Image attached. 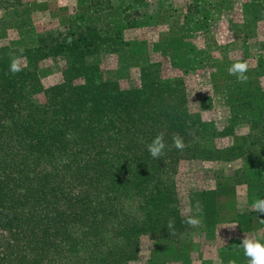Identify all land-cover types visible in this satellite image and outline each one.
<instances>
[{
	"label": "trees",
	"instance_id": "trees-1",
	"mask_svg": "<svg viewBox=\"0 0 264 264\" xmlns=\"http://www.w3.org/2000/svg\"><path fill=\"white\" fill-rule=\"evenodd\" d=\"M81 40L43 45L78 61L95 45ZM40 54L32 43L0 47V264H130L144 239L180 242L195 231L179 165L212 151L200 145L204 124L182 81L151 65L130 91L99 82L98 68L68 65L45 88L32 69ZM18 57L31 70L12 72ZM161 133L166 149L153 159L147 144Z\"/></svg>",
	"mask_w": 264,
	"mask_h": 264
},
{
	"label": "rangeland",
	"instance_id": "rangeland-1",
	"mask_svg": "<svg viewBox=\"0 0 264 264\" xmlns=\"http://www.w3.org/2000/svg\"><path fill=\"white\" fill-rule=\"evenodd\" d=\"M79 37L95 45L78 61L43 45L81 46ZM28 43L41 52L32 69L45 88L68 65L98 68L99 82L130 91L151 65L182 81L204 124L200 145L212 151L181 162L177 175L183 213L199 223L180 242L144 239L130 264H246L240 240H264V213L250 207L264 197V0H0V47ZM13 60L31 70L25 57ZM236 62L246 63L245 80L228 72Z\"/></svg>",
	"mask_w": 264,
	"mask_h": 264
},
{
	"label": "clouds",
	"instance_id": "clouds-1",
	"mask_svg": "<svg viewBox=\"0 0 264 264\" xmlns=\"http://www.w3.org/2000/svg\"><path fill=\"white\" fill-rule=\"evenodd\" d=\"M247 65L244 62L233 63L229 68L228 72L237 76L239 80H245ZM12 72L19 71V66L15 60L11 64ZM174 146L178 149H183L184 144L182 138L179 136L173 137ZM166 149V142L164 140L163 133L153 138L151 143L147 144V150L153 159L159 158L164 154ZM251 210L257 213H264V197H258L251 202ZM189 223L197 224V219H190ZM238 248L242 249L246 264H264V240L261 239H249L242 238L237 245ZM223 264V261L220 262ZM229 264H235V261H230Z\"/></svg>",
	"mask_w": 264,
	"mask_h": 264
}]
</instances>
